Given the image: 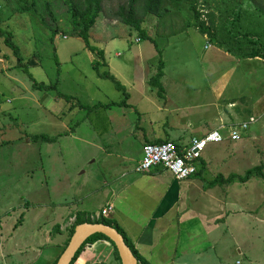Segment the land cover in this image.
Segmentation results:
<instances>
[{
  "label": "rangeland",
  "instance_id": "rangeland-1",
  "mask_svg": "<svg viewBox=\"0 0 264 264\" xmlns=\"http://www.w3.org/2000/svg\"><path fill=\"white\" fill-rule=\"evenodd\" d=\"M35 1L34 14L27 15L18 11L19 0H0L1 27L15 30L14 40L25 61L30 59L27 65H18L17 57L0 37V264H17L19 255L21 264H28L45 239L44 231L49 228L58 235L70 217H96L107 200V204L113 202L116 207L118 202L121 207L119 198L111 194L108 197L111 184L119 183L118 178L125 173H143L135 172L143 155L142 135L124 124L136 120L137 106L119 103L125 97L115 81L98 75L93 67L98 56L72 29L67 4L63 0ZM46 1L50 2L52 13L47 12ZM145 1L137 0L136 16L143 20L142 26L151 38L137 41L139 30L117 15L118 8L129 0H103V10L89 30L92 44L105 51L108 62L98 71L112 74L109 59L112 67L116 62L138 61L152 69L151 76L162 60V81L197 88L199 105L213 100L229 109L227 104L236 98V123L227 121L229 125L223 124L222 128L211 127L227 132L226 135L231 126L236 127L242 137L226 143L208 142L199 157L203 158V170L179 181L190 180V208L210 218L212 212L208 208L216 206L213 196L220 198L225 206L222 218L228 213L226 220L234 233L240 237L248 234L254 242L263 240L256 250L264 252L263 180L253 175L245 182L236 179L214 183L216 176H244L257 165L264 170V58L255 66L244 67L246 57L221 49L214 40L206 38L193 25V15L187 7L166 2L161 14L145 13ZM200 9L202 18L210 23L208 13L214 10L213 5L201 3ZM49 26L57 30L54 35ZM213 59L215 68H209L207 63ZM238 59L242 65H237ZM35 82L56 83L57 89L40 88ZM182 98L176 95L178 102ZM113 113L119 117L111 118ZM250 117H255V121L245 129L239 127ZM121 118V130H117V124L116 129L108 127V120L115 123ZM208 121L205 127L212 123ZM40 134L52 140H36L34 136ZM179 135L187 142L193 134L181 133L178 128L170 138L181 143ZM151 171L169 179L172 176L162 166ZM185 187L186 183H182L183 190ZM128 195L129 205H137L139 194L129 190ZM112 210L113 205L105 217L121 229L133 248L123 228L114 221L117 217ZM124 215L134 221L133 212L126 210ZM235 222L238 223L234 226ZM68 236L69 230L65 233ZM104 244L89 249L90 261L86 264H118L112 244ZM20 248H27L28 253ZM82 256L85 263L82 253L74 264Z\"/></svg>",
  "mask_w": 264,
  "mask_h": 264
},
{
  "label": "crops",
  "instance_id": "crops-1",
  "mask_svg": "<svg viewBox=\"0 0 264 264\" xmlns=\"http://www.w3.org/2000/svg\"><path fill=\"white\" fill-rule=\"evenodd\" d=\"M204 36L207 38V35ZM260 61H263L262 57H248L244 67L255 66ZM110 63L109 59L112 74L125 85L128 91L127 106H137L136 120L124 124L133 131L136 128L141 133L144 141L142 153L143 146L148 142L175 140L170 136L178 128L181 129V133L189 132L194 137L203 136L212 131L213 125L223 127V124L229 125L227 121H232L230 124L236 123L233 121V117L237 115V111L233 109L237 106L236 98L227 104L229 109L213 100L206 105H199L200 101L195 96L197 88L186 83L178 87L177 84L168 83V81H162L163 91L160 95L158 88L152 87L149 83V79L157 71L150 76L152 69L138 61L116 62L114 67ZM207 64L209 68H215V59ZM237 65H242L240 59ZM176 95L183 97L185 102L183 103V98L178 102ZM209 107L214 109H208ZM109 116L119 117L114 113ZM202 117H204L203 120ZM209 119L212 123L205 127ZM116 124L117 130H121L124 125L122 118L115 123L108 120V127L116 129ZM223 134L225 135L223 142H231L227 138V132L223 131ZM178 138L183 141L181 143L178 141V144L190 141L182 140L184 138L182 135ZM203 168L202 158L198 161V172ZM125 174L118 178L119 183L114 181L116 184H111L108 197L115 195L119 198L121 207L118 202L115 203L116 207L113 202H110L113 205L114 215L117 217L114 221L123 228L131 241L138 254L137 258L139 256V264L140 262L141 264L142 262L145 264H264V252L256 250V247L262 244L259 241L263 240L254 242L248 234L240 237L238 233H234L232 224L226 220L228 213L222 218L225 206L220 198L212 195L216 206L208 208L212 212L209 218L207 214L190 208L188 200L191 191L190 180L179 181L173 175L169 179L166 175L157 174L154 171L140 175ZM182 183H186V190L182 189ZM129 190L139 194L137 196L139 202L133 207L129 205L131 202ZM203 193L207 194L208 190H203ZM108 202L109 200L102 208L107 206ZM126 210L133 212L131 218L134 217V221L130 222L127 215H124ZM59 212L61 215V211ZM74 219L76 217H70L60 227L58 235L47 228L44 231L45 239L35 249L37 255L28 264H53L65 247L68 238L65 237V233L75 221ZM54 240L55 243H52ZM105 242L106 240H98L92 247H86L83 251L85 262L90 261L87 258L89 249ZM18 250H25L28 253L27 248ZM236 257L243 258V261H234ZM21 261L20 255L17 256V264H21ZM81 262L83 264L84 259L79 264Z\"/></svg>",
  "mask_w": 264,
  "mask_h": 264
},
{
  "label": "trees",
  "instance_id": "trees-1",
  "mask_svg": "<svg viewBox=\"0 0 264 264\" xmlns=\"http://www.w3.org/2000/svg\"><path fill=\"white\" fill-rule=\"evenodd\" d=\"M68 6V12L70 15V23L72 25V29L77 32V34L82 37L86 46L95 52L98 56V59H95L93 62V67L97 69V73L100 77L109 78L115 81L116 87L121 90L124 94V100L122 103L124 106L128 105L126 102L129 98L128 91L124 84H122L115 75L111 74L109 71H98L102 66H108V62L105 57V51L101 48H97L92 44L89 30L97 21V18L100 16L103 5V0H63ZM136 2L137 0H129L127 5H122L118 8L117 15L120 19L131 26H134L140 32V38L144 37L146 39L151 38L147 34V29L142 26L143 20L136 15ZM166 2L175 5L176 7L183 6L187 7L193 15V20L195 25L201 33L207 35L210 39L214 40V42L221 49H225L226 51H236L239 55H243L244 57H262L264 58V0H146L143 6L145 13H162L164 10L163 4ZM207 4L213 5L214 10L208 13L210 19V23H207L202 18V12L200 9V5ZM45 8L48 13H52L50 8V2H44ZM35 0H19V4L17 6L18 11L21 14H34L36 8ZM51 28V26H49ZM52 35L57 32L53 27L51 28ZM0 37L4 38V42L6 46H8L13 54L17 57L18 65H27L28 61H25L24 56L21 53L20 46L14 40L15 38V30L10 28H3L0 24ZM155 46L157 44L155 42ZM158 49V47H157ZM161 53V51H159ZM35 56V55H34ZM36 64L35 63H32ZM164 76V64L163 61L160 60L158 64L157 72L151 76L149 79V83L152 87L158 88L160 95L163 91L162 85V77ZM35 86L40 88H52L57 89L56 83L48 85L43 82L34 83ZM61 96L64 97L63 94L60 93ZM68 100L71 98L68 97ZM34 138L44 139L46 141H51L52 138L46 134L35 135ZM163 141H154L148 143H160ZM144 173V172H143ZM253 175L259 176L264 182V170L262 165L254 166L246 171L244 176L237 174H230L227 177L224 176H216V182L214 183H224L231 182L233 180L239 179L240 182L247 181ZM109 205V204H108ZM83 222H103L109 225H113L116 227L108 217L105 215L99 218H83L82 216H76L75 221L69 228V236L65 242V247L68 245L69 240L75 230V227L79 223ZM117 228V227H116ZM118 229V228H117ZM119 230V229H118ZM121 230V229H120ZM119 230V231H120ZM126 242L125 234L120 231ZM98 240H107L113 246V253L120 260L119 253L115 244L104 234L95 233L88 237L86 241L81 245V247L77 250L73 260L70 264H74L79 256L85 250V247L89 243H94ZM128 243V242H127ZM64 247V249H65ZM132 248V247H131ZM63 249V251H64ZM133 252L137 256L134 248H132ZM62 251V252H63ZM61 252V253H62ZM61 255V254H60ZM59 255V256H60ZM58 256V258H59ZM58 258L53 262V264L57 263ZM83 256L81 257V259ZM139 258V256H138ZM80 259V260H81ZM79 260V261H80ZM78 261V262H79ZM78 262L76 264H78ZM139 264V263H138ZM141 264V262H140ZM142 264H145L142 262Z\"/></svg>",
  "mask_w": 264,
  "mask_h": 264
},
{
  "label": "built area",
  "instance_id": "built-area-1",
  "mask_svg": "<svg viewBox=\"0 0 264 264\" xmlns=\"http://www.w3.org/2000/svg\"><path fill=\"white\" fill-rule=\"evenodd\" d=\"M255 121V117H250L249 121L239 124L245 129L249 123ZM230 127L227 138L237 141L242 136L238 128ZM225 140V135L218 129H213L203 136H194L187 143L178 144L172 140L160 143H146L143 147V155L135 167L136 172H150L152 168L162 166L168 170L175 179L182 180L195 174L198 171V161L202 149L208 142H220ZM112 209L109 204L102 208L96 217L108 215Z\"/></svg>",
  "mask_w": 264,
  "mask_h": 264
},
{
  "label": "water",
  "instance_id": "water-1",
  "mask_svg": "<svg viewBox=\"0 0 264 264\" xmlns=\"http://www.w3.org/2000/svg\"><path fill=\"white\" fill-rule=\"evenodd\" d=\"M95 233L106 235L115 244L122 264L139 263L132 248L116 227L103 222H83L76 225L68 245L59 256L56 264H70L81 245ZM88 246L92 247V244L89 243Z\"/></svg>",
  "mask_w": 264,
  "mask_h": 264
},
{
  "label": "flooded vegetation",
  "instance_id": "flooded-vegetation-1",
  "mask_svg": "<svg viewBox=\"0 0 264 264\" xmlns=\"http://www.w3.org/2000/svg\"><path fill=\"white\" fill-rule=\"evenodd\" d=\"M105 258V257H104ZM114 259H116L117 261H118V264H122L121 263V259L119 260L116 256H115V254H114ZM105 260L107 261V258H105ZM93 264H103L101 261H96V262H94Z\"/></svg>",
  "mask_w": 264,
  "mask_h": 264
},
{
  "label": "clouds",
  "instance_id": "clouds-1",
  "mask_svg": "<svg viewBox=\"0 0 264 264\" xmlns=\"http://www.w3.org/2000/svg\"><path fill=\"white\" fill-rule=\"evenodd\" d=\"M148 34V33H147ZM137 41H140L141 40V38L140 37H137V39H136ZM153 76V75H152ZM198 172V171H197ZM93 218H95V217H93ZM107 241V240H106ZM92 244V246L94 245V243H91ZM86 247H88V244H87V246ZM94 248H95V246H94ZM83 264H86V262L85 263H83Z\"/></svg>",
  "mask_w": 264,
  "mask_h": 264
},
{
  "label": "bare ground",
  "instance_id": "bare-ground-1",
  "mask_svg": "<svg viewBox=\"0 0 264 264\" xmlns=\"http://www.w3.org/2000/svg\"><path fill=\"white\" fill-rule=\"evenodd\" d=\"M81 260H82V259H81ZM81 260H80V261H81ZM80 261H79V262H80ZM79 262H78V263H79Z\"/></svg>",
  "mask_w": 264,
  "mask_h": 264
}]
</instances>
